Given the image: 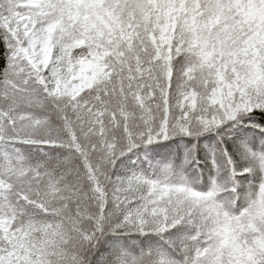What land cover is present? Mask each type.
<instances>
[{"label": "snow or ice", "instance_id": "snow-or-ice-1", "mask_svg": "<svg viewBox=\"0 0 264 264\" xmlns=\"http://www.w3.org/2000/svg\"><path fill=\"white\" fill-rule=\"evenodd\" d=\"M0 264H264V0H0Z\"/></svg>", "mask_w": 264, "mask_h": 264}]
</instances>
